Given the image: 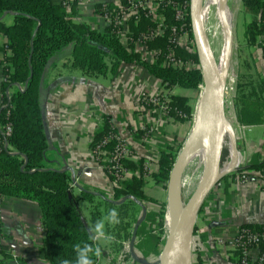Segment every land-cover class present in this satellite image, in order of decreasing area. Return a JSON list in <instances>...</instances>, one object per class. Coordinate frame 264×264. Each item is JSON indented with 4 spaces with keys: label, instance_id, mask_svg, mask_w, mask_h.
Wrapping results in <instances>:
<instances>
[{
    "label": "crops",
    "instance_id": "1",
    "mask_svg": "<svg viewBox=\"0 0 264 264\" xmlns=\"http://www.w3.org/2000/svg\"><path fill=\"white\" fill-rule=\"evenodd\" d=\"M118 2L75 0L76 14L73 18L102 31L106 22L102 13L96 11V6L116 5ZM8 15L12 17L5 13L2 20ZM67 47L70 57H52L40 86V106L48 141L47 163L69 172L70 194L89 227L109 210L100 197L116 205L130 199H124V196L113 199V181L104 169L97 166L89 152L90 138L98 126L97 118L109 115L118 136L126 142L135 161L130 160L143 161L144 193L165 204V214L160 226L158 204L149 200L129 204L128 213L122 219L128 223L124 230L129 233L128 239H123L122 233L118 234V228H107L114 234L115 241L101 243L102 253L96 264H158L161 246L168 232L165 217L167 187L155 182L152 174L158 171L159 155L167 152L169 146L179 148L190 136L189 120L168 118L160 110L148 114L141 108L140 93L154 92L163 86L160 79L145 68L122 64L113 75L89 73L71 65L72 46ZM258 57L264 62L260 49ZM3 68L0 60V81L4 75ZM262 75L264 80V73ZM166 90L171 95L188 97L190 103L196 97L195 89L173 86ZM262 97L264 99V92ZM236 121L231 132L238 171L264 160V122L244 125L237 118ZM227 151L226 164L232 154V151ZM236 176L226 172L219 180L222 187L214 189L205 198L203 210L197 215L193 229L199 248L195 249L192 264H238L233 256L235 248L232 239L240 225L264 223V188L255 180L238 181ZM84 190L94 193L91 200L82 197ZM42 236L40 210L35 201L10 196L0 198L1 250L18 258L19 264H50L41 248Z\"/></svg>",
    "mask_w": 264,
    "mask_h": 264
},
{
    "label": "trees",
    "instance_id": "2",
    "mask_svg": "<svg viewBox=\"0 0 264 264\" xmlns=\"http://www.w3.org/2000/svg\"><path fill=\"white\" fill-rule=\"evenodd\" d=\"M74 1L68 9L62 0H0V35L5 36L4 43L0 45V53L4 56L1 63L10 64L7 70L4 66V77L0 81V198L19 197L38 204L43 233L41 248L50 264H61L65 259L74 262V245L90 242V227L78 212L69 191V172L53 168L47 163L48 141L40 106V86L53 55L71 45V65L89 73L113 75L122 64H136L167 86L196 89L202 81L200 69L185 70L162 64L164 54L171 47L177 57L198 61L196 51L191 52L170 44L169 27L177 25L171 9H164L168 28L145 42L146 50H159L155 54V61L151 62L134 48L138 36L153 25L151 20L143 16L139 20H128L130 40L125 47L116 37L111 25L100 31L84 21L75 20ZM122 2L125 4L126 0ZM241 3L244 11L251 16L244 27L245 43L249 47L258 45L264 59V0H241ZM115 6L98 4L96 11L102 13L104 9L113 10ZM5 13L12 15L10 24L2 21ZM187 23L191 26L189 18ZM7 50L9 54H6ZM263 92V78L251 85L249 96L241 92L235 102L239 123L255 125L264 122ZM166 106L170 116L176 120H189L192 114L190 99L185 96L170 95ZM101 118L103 125L93 136L90 148L94 149L102 140L109 138L102 149L112 151L117 142L112 136L118 133L109 115L103 114ZM8 123L11 131L5 136L3 127ZM176 151V148L169 146L167 152L159 155L158 171L152 174L155 182L166 184L175 162ZM99 157L101 158L96 161L106 172L110 162L102 160L100 155ZM118 161L124 168L138 171L139 174L122 180L120 186L114 184L113 199L121 196L131 198L118 205L111 200L100 199L108 209H117L121 222L115 227L120 230L117 232L122 233L123 239H128L129 233L124 231L128 223H124L122 219L128 213L129 204L136 203V200H149L158 204L160 226L164 221L165 204L156 202L144 193L142 159L134 162L128 158H120ZM245 169L264 174V160L248 165ZM109 177L113 179L110 174ZM93 196L92 192L82 191V197L91 200ZM202 210L203 205L199 213ZM241 228L264 232V223H244L240 225L239 229ZM0 255V264H19L18 258L1 248ZM233 256L236 257L235 262L240 264V250L235 249ZM93 259L96 264L97 258Z\"/></svg>",
    "mask_w": 264,
    "mask_h": 264
},
{
    "label": "built area",
    "instance_id": "3",
    "mask_svg": "<svg viewBox=\"0 0 264 264\" xmlns=\"http://www.w3.org/2000/svg\"><path fill=\"white\" fill-rule=\"evenodd\" d=\"M68 7L74 0H62ZM165 7L171 9L173 18L177 21V25L170 26L171 33L168 35V39L170 44L174 46H179L188 51L194 52L196 51L195 43L193 36H191V26L187 23L189 18V8H190V0H126L124 4L122 0L116 4L113 10L104 9L102 15L105 19L106 26L111 25L114 27V31L116 37L121 42V44L125 47L128 46L129 42V25L128 20L130 18H135V20H139L140 17H145L151 20L153 25H151L146 31L141 33L138 36V39L134 42V48L136 51L140 52L144 59L148 61H155V54L159 52V50L148 51L145 48V42L147 40H151L157 35L162 34L168 25L165 21L164 9ZM264 37V36H263ZM5 41V36L0 35V45H2ZM6 54H9V50H7ZM3 53H0V60L3 59ZM3 64V63H2ZM162 64L165 66H172L178 69H200V65L198 61H194L193 59H182L175 55L174 49L171 47L164 54ZM5 69L7 70L10 67V64L4 63ZM4 77V75H3ZM3 79V78H2ZM20 89H22L21 85H18ZM173 86H167V84H163L156 91H142L139 95V102L141 108L147 112L148 114L153 112L154 110H160L166 117L170 118V114L168 112L166 101L168 97L171 95V92L166 90L167 88H171ZM197 97L202 96L203 92V83L198 84L195 89ZM8 95V91H7ZM1 97V93H0ZM1 106V99H0ZM227 107L224 104V113L225 119L229 126L232 127V124L236 121V111L234 106H230L229 110H226ZM229 111V112H228ZM185 117V116H184ZM97 129L92 133L90 138V142L93 139V136L97 134L102 125L103 119L100 117L97 118ZM11 126L10 124H5L3 127L4 135L7 136L10 134ZM113 138L117 140L112 151H106L102 149V145L109 138H105L102 140L94 149H89L92 158L98 167L104 169L102 165H100L96 159L101 158L102 160H106L110 162V165L107 166V174L112 176V181L116 185H121V181L129 178L132 175H138V171H134L131 169H126L123 167L122 163L118 160L120 158H128L133 159L131 155V151L126 144V142L120 138L118 135H113ZM227 145L228 150L232 149V138L229 130L225 131L223 138V145ZM134 160V159H133ZM135 161V160H134ZM236 161L234 164L231 163V160L226 164H221V170H230L229 172L234 173L238 181H248L255 180L258 182V185L264 188V174L256 171V170H247L241 169L237 171ZM145 171V170H144ZM237 171V172H235ZM144 173V172H143ZM235 178V179H236ZM222 187V183L220 181L214 185L210 192L214 189H220ZM210 192L208 195H210ZM207 195V196H208ZM206 196V197H207ZM209 213V211H208ZM207 213V214H208ZM232 246L235 249L240 250V264H264V232H257L253 230L239 229L236 235L232 239Z\"/></svg>",
    "mask_w": 264,
    "mask_h": 264
},
{
    "label": "water",
    "instance_id": "4",
    "mask_svg": "<svg viewBox=\"0 0 264 264\" xmlns=\"http://www.w3.org/2000/svg\"><path fill=\"white\" fill-rule=\"evenodd\" d=\"M189 19L192 36L195 43L196 54L202 75L203 92L201 100L204 99L208 112V124L204 136L205 141V165L201 179L185 205L179 209L178 200L173 193L172 183L176 177V163H173L168 178L166 215L171 214L168 232L161 246L158 264H177V253L185 232L191 235L197 215L204 203V200L215 184L230 170H221V155L223 149V138L226 130L230 131L231 126L225 119L224 113V80L219 70L218 61L215 58L210 42L205 32L202 16V0H190ZM231 45L227 49L229 55ZM199 124H194L191 134L186 141L181 153H185L188 145L198 131ZM233 148V140H232ZM233 149H231L232 151ZM179 154V155H180ZM233 151L231 163L234 164ZM131 198L130 196H124ZM136 202H140L137 201ZM166 217V216H165Z\"/></svg>",
    "mask_w": 264,
    "mask_h": 264
},
{
    "label": "rangeland",
    "instance_id": "5",
    "mask_svg": "<svg viewBox=\"0 0 264 264\" xmlns=\"http://www.w3.org/2000/svg\"><path fill=\"white\" fill-rule=\"evenodd\" d=\"M224 3L234 12L232 26L233 33L231 42H229L231 47L228 57H226L228 46L226 45V48L224 47V36L220 33V20L217 17L218 7L220 5L219 0H202V9L205 11L204 28L215 58L221 67L224 80V104L227 107L226 110H229L232 105L236 111L235 102L240 97L241 92L243 91L247 96H249L251 85L255 82L257 83L260 78H263L262 74L264 73V62L258 57L259 47H249L245 43L243 35L244 27L245 24L251 20V16L244 11L241 0H238L237 3L234 2V0H224ZM2 21L10 24L12 22V17L8 15ZM229 43L227 42L228 45ZM66 55L70 57L68 47L61 49L55 53L53 57L59 58L65 57ZM201 97L202 96L197 97L196 94V97L191 102L193 108L188 122V131L190 129V132L193 129L194 124L197 123ZM229 113H231V111ZM187 140L183 141L179 148H177L175 160L181 153ZM197 148L198 149L189 155L181 171V192L179 196L181 207L185 205L203 174L205 165V144H200ZM227 150L228 147L224 144L222 152V165H226L227 157L229 156ZM167 185L168 180L166 181L165 186L167 187ZM169 216L170 213L168 212L166 220ZM195 235L196 234H193L192 231L190 238L188 239V245L185 253V264L193 263L196 252L195 249L199 248L197 242L198 239H195Z\"/></svg>",
    "mask_w": 264,
    "mask_h": 264
},
{
    "label": "bare ground",
    "instance_id": "6",
    "mask_svg": "<svg viewBox=\"0 0 264 264\" xmlns=\"http://www.w3.org/2000/svg\"><path fill=\"white\" fill-rule=\"evenodd\" d=\"M237 1L238 0H234V2H236V3H237ZM219 4L220 5L218 7L217 17L220 20V27H219L220 33L223 34V36H224V47L226 48V45L227 46L231 45L229 42H231V39H232V33H233L232 32V26H233L234 12L232 9L228 8V6L224 3V0H219ZM204 15H205V11H204V9H202L203 21H204ZM227 42L229 43V45L227 44ZM221 56H222V54H221ZM226 57H227V52H226ZM219 70H220V72H222L220 65H219ZM197 123L199 124L198 131L196 132V134L194 135V138L192 139V141L188 145L186 152L180 154L178 159H177L176 169H175L176 177H175V181L171 185L172 189H173V193L178 200L177 205H178L179 209L182 208L181 204L179 202V196H180V192H181L180 181H181V171H182L183 165L185 164L189 155L193 151L198 149L197 147L200 144H203V143L205 144L204 136H205L207 124H208V112L206 109L204 99L201 100L200 105H199ZM170 218H171V214L167 219L168 224H170ZM189 238H190L189 234H187V232H185L183 237H182L181 244H180V247H179V250L177 253V264H185V253H186Z\"/></svg>",
    "mask_w": 264,
    "mask_h": 264
},
{
    "label": "clouds",
    "instance_id": "7",
    "mask_svg": "<svg viewBox=\"0 0 264 264\" xmlns=\"http://www.w3.org/2000/svg\"><path fill=\"white\" fill-rule=\"evenodd\" d=\"M120 222L117 209H109L100 220L89 228L88 240L90 242L74 245L75 261L65 259L61 264H95L93 257L98 259L101 256V243L109 244L115 241L114 234L108 232L107 228H114Z\"/></svg>",
    "mask_w": 264,
    "mask_h": 264
}]
</instances>
